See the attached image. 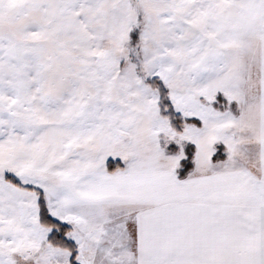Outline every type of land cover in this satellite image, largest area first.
Wrapping results in <instances>:
<instances>
[{"label": "snow or ice", "instance_id": "snow-or-ice-1", "mask_svg": "<svg viewBox=\"0 0 264 264\" xmlns=\"http://www.w3.org/2000/svg\"><path fill=\"white\" fill-rule=\"evenodd\" d=\"M0 264H264V0H0Z\"/></svg>", "mask_w": 264, "mask_h": 264}]
</instances>
